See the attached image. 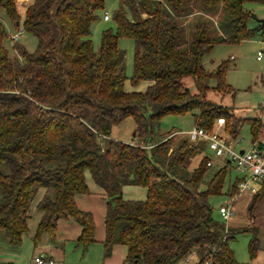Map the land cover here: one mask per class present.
Instances as JSON below:
<instances>
[{
  "label": "trees",
  "instance_id": "trees-1",
  "mask_svg": "<svg viewBox=\"0 0 264 264\" xmlns=\"http://www.w3.org/2000/svg\"><path fill=\"white\" fill-rule=\"evenodd\" d=\"M196 1L118 0L115 30L101 32L96 50L91 25L106 0H27L22 23L17 0H0L13 26L21 25L37 40L33 51L14 41L10 56L0 21V230L9 244L21 243L28 232L31 204L41 189L33 240L43 233L55 240L58 221L72 219L81 227L76 246L85 252L95 242V222L90 211L77 206L75 195L89 194L88 171L105 194V258L122 245L125 264H189L193 256L195 264H249L238 262L229 245L241 232L252 233L248 251L256 256L260 240L253 220L262 193L255 192L248 205V225H225L214 218L209 198L235 195L243 177L225 188L231 161L207 177L210 155L203 153L204 142L174 144L175 131L161 136L156 130L164 116L189 113L195 127L208 133L223 118L231 139L243 124L253 143L263 134L259 117H239L232 105L209 96L234 95L226 82L230 59L207 70L203 57L220 43L264 38L261 20L248 26L255 14L244 6L264 0ZM196 14L204 19L194 23L191 40L181 45L179 20ZM120 38L134 42L130 76ZM185 78H191L194 91ZM126 81L149 84L144 91H128ZM126 118L135 124L128 143L111 137L112 127ZM126 185L145 187L146 197L124 199ZM0 264L15 263L0 259Z\"/></svg>",
  "mask_w": 264,
  "mask_h": 264
},
{
  "label": "rangeland",
  "instance_id": "rangeland-1",
  "mask_svg": "<svg viewBox=\"0 0 264 264\" xmlns=\"http://www.w3.org/2000/svg\"><path fill=\"white\" fill-rule=\"evenodd\" d=\"M200 3V0L196 1ZM118 0H106L104 9L97 12L98 19L91 25V35L94 48L97 50L100 44L101 32L105 29L112 28L115 30V24L112 20V12L117 7ZM248 10L255 14V18H250L248 21L249 27H254L259 24L258 21L264 19L260 17L263 13H260L259 8L264 7V4H259L255 2H246L244 5ZM19 14L21 16V23L24 16L25 7L22 4L17 6ZM104 13H107L109 20H103ZM221 18V14L214 17V21L218 22ZM204 17L200 15H192L187 18L179 20L182 24L181 32V45L185 42L191 40L193 36V26L198 20H203ZM0 21L3 23L6 32L7 39L5 41V46L9 51V55L13 56L15 54L13 50V42L9 39V35L17 31L13 26L9 17L6 15L3 9H0ZM22 26L20 25L19 29ZM216 31L213 29L212 34L214 35ZM260 34L244 40L238 44L231 43H220L213 47L211 52L203 57V64L205 69L211 70L219 63L221 60L230 59L231 65L230 69L226 74V82L230 84L234 89V95L231 94H215L209 92L210 98L218 101L222 105L233 106L235 109V115L239 117H260L263 124V134L264 139V112H261L260 105L264 99V57L261 61L257 60L258 51L262 50V45L260 42ZM19 44L25 46L28 51H33L37 40L36 38L24 31V33L19 37ZM258 43V44H257ZM119 47L125 51V67L126 74L130 76L133 72V55H134V42L130 38H120L118 41ZM184 82L186 86L194 91V85L191 78H185ZM215 81L212 79L210 85H214ZM149 82H140L137 86H131L128 81L125 83V89L128 91H144ZM195 127L194 119L191 114L187 113L184 115L169 114L164 116L156 130L157 134L165 136L170 132H178L180 135H176L175 138L181 137L182 139H187L186 133ZM135 129V124L132 118H126L120 124L114 125L111 129V137L121 140L123 142H130ZM174 133V132H173ZM180 139V140H182ZM175 142V141H174ZM251 135L248 124H243L240 127L239 135L234 140H231L230 144L236 150H247L251 145ZM264 142V140H263ZM175 143H178L176 141ZM224 158H218V161L223 163ZM225 162V161H224ZM217 166L209 167L207 171V176H209ZM229 175L226 179L225 188L229 184V181H233L236 177L242 178L244 175L240 173L234 163L231 162ZM87 177L90 178L88 172ZM91 179V178H90ZM92 181V179H91ZM134 193L142 194L134 197L135 199H143L145 197L144 188L139 187ZM42 195V190L40 189L36 194L30 208V217L28 219V232L23 237V240L19 244L11 245L6 239L3 231L0 230V259L7 260L8 258L14 261L15 264H35L33 262V256L37 253H44L46 256H51V250L57 249L55 252V258L58 259V264H104L103 249L101 244L94 243L88 246L87 250L83 252L82 248L76 246L73 240L64 242L63 244L55 240H52L47 233H43L37 241L33 240L35 233V228L38 223L40 212L36 208V203ZM86 195H90L86 194ZM96 196V194H94ZM97 196H100L97 194ZM134 195H128L124 192L123 198L128 199ZM105 199V196H103ZM212 206V214L214 218L228 224L229 221L224 220L218 209L220 206L224 205L229 201V198L225 194L219 196H211L209 198ZM230 220V219H229ZM70 221H73L72 219ZM235 226V225H231ZM252 237L250 232L236 233L235 237L229 241L231 249L234 251L235 258L238 262L249 263V264H264V232L259 233L260 237V249L254 258H251L248 251V243ZM258 237V236H257ZM54 251V250H52ZM60 254V255H59ZM54 256V255H53ZM189 264H195L196 261L193 257Z\"/></svg>",
  "mask_w": 264,
  "mask_h": 264
},
{
  "label": "crops",
  "instance_id": "crops-1",
  "mask_svg": "<svg viewBox=\"0 0 264 264\" xmlns=\"http://www.w3.org/2000/svg\"><path fill=\"white\" fill-rule=\"evenodd\" d=\"M17 2H18V4L24 5L27 3V0H17ZM259 11H260V13H263L264 7H260ZM260 17H264V14H262ZM258 42H260V44L263 47L262 50H260V51L264 52V38L260 37V40ZM261 60H258V61H261ZM234 111H235V109H234ZM217 131L219 132V134L222 137L228 139L229 142H231V140H233L228 136V134H225V131H224L222 125L221 126L217 125ZM178 134L180 135V133L174 132L171 135L172 143L177 144V143H175L176 141H178V143L181 141L180 140V139H182L181 137L175 138L176 135H178ZM183 134H185V133H183ZM263 140L264 139H263L262 135H260L258 141L261 143V146L264 147ZM258 141L255 143L258 144ZM252 144H253V142H251V145ZM203 153L210 155V161H211L210 167L217 166L215 168V170L210 175H212L216 170H218L220 167H222L225 163L224 161L227 160V159H223L224 160L223 163L222 162L220 163L218 161V158H222V157L214 156L213 153L207 149L206 145H205V149H204ZM87 172L88 171L85 172V182L88 186L90 195L77 194V195H75V202L80 209L85 210V211H90L93 215V219L95 222V232H94L95 242L89 244L88 246H90L94 243L101 244V246H102L101 241L103 240L104 234H105L104 223H103L104 213H105V205H106V200L104 199L103 196H105V194H104V191L94 183L89 172H88V174H89L90 178L92 179V181L89 177H87ZM210 175L207 177H210ZM139 187H141V186H134V185L124 186L122 189V196H123L124 192H127L128 195H134V196H128L130 198H128L126 200H142V199H135L134 198V197H137L138 195H142V194H140V192H139V194L134 193L137 190H139L138 189ZM142 188H144L143 190H144L145 197H146V188L145 187H142ZM255 192L262 193L261 198L257 204L256 209H255L254 220H253L254 225L258 229L257 236L260 240L259 233L264 232V184L259 182V181L250 179L248 188L240 189L238 193L229 197L228 202H231L233 209H234V214L232 215L230 220H228L229 222L227 225L229 227H232V228H242V227H245L246 225L249 224L247 208H248V205H249L253 195L255 194ZM94 194H96V196ZM97 194H99L100 196H97ZM38 215L40 218L41 213ZM70 220L71 219L59 220L57 223L56 239H57V241H59V243L61 241V243L63 244L64 242H68L69 240H73L75 242L76 238L80 234L81 227L79 226V224H77L74 220L73 221H70ZM38 221H39V219H38ZM231 225H235V226H231ZM36 227H37V225H36ZM260 245H261V243H260ZM102 249H103V246H102ZM52 250H54V251H52ZM52 250H51V254L54 253L53 254L54 256L53 255L46 256L44 253H37L33 256V258L35 256H44L46 258L52 259L54 261V264H58L59 263L58 259L55 258V255L58 254L57 252H55L57 249H52ZM125 256H126V247L122 246V245H115L112 249L111 255L109 257H106V258L104 257V259H105L104 264H125ZM193 258L195 261H197L196 256H193ZM5 261H12V260H10L8 258ZM33 262H34V260H33Z\"/></svg>",
  "mask_w": 264,
  "mask_h": 264
},
{
  "label": "built area",
  "instance_id": "built-area-1",
  "mask_svg": "<svg viewBox=\"0 0 264 264\" xmlns=\"http://www.w3.org/2000/svg\"><path fill=\"white\" fill-rule=\"evenodd\" d=\"M103 19H108V14L104 13ZM24 33V29L21 27L13 34L9 35V39L14 42ZM264 56L263 51H259L257 59L261 60ZM224 123L223 118L217 119V125L221 126ZM187 139L191 142L202 141L205 143L207 149L213 153L216 157H222L235 164L236 169L240 171L244 176L239 182V188L245 189L249 187V180H256L264 184V147L253 143L247 150H236L230 142L222 137L217 128L208 133L200 127H194L190 131L186 132ZM207 165H211V161L207 162ZM220 216L228 221L234 214V209L231 202H227L219 207ZM35 264H54L52 259L44 256H35ZM206 264V263H205Z\"/></svg>",
  "mask_w": 264,
  "mask_h": 264
},
{
  "label": "water",
  "instance_id": "water-1",
  "mask_svg": "<svg viewBox=\"0 0 264 264\" xmlns=\"http://www.w3.org/2000/svg\"><path fill=\"white\" fill-rule=\"evenodd\" d=\"M264 27V19L261 20V28ZM240 152H243V150H240Z\"/></svg>",
  "mask_w": 264,
  "mask_h": 264
}]
</instances>
